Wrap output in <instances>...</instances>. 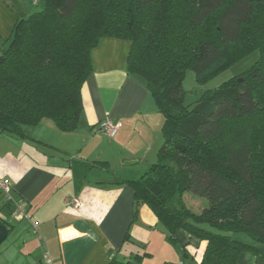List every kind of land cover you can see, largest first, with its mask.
I'll return each mask as SVG.
<instances>
[{
    "label": "trees",
    "instance_id": "trees-1",
    "mask_svg": "<svg viewBox=\"0 0 264 264\" xmlns=\"http://www.w3.org/2000/svg\"><path fill=\"white\" fill-rule=\"evenodd\" d=\"M34 5L0 53V135L23 138L25 126L43 119L61 132L74 131L82 87L92 73V50L103 38L127 40L126 73L144 83L163 117L155 161L142 176L124 181L133 190L134 214L146 205L170 240L184 231L203 242L196 264H250L240 262L243 253L264 264V130L258 143L253 141L258 151L246 132L224 150L214 146L226 138V121L264 119V0H40ZM253 51L259 60L249 69L205 92L195 105L185 103L182 81L188 69L202 83ZM184 193L207 203L194 213Z\"/></svg>",
    "mask_w": 264,
    "mask_h": 264
},
{
    "label": "crops",
    "instance_id": "crops-1",
    "mask_svg": "<svg viewBox=\"0 0 264 264\" xmlns=\"http://www.w3.org/2000/svg\"><path fill=\"white\" fill-rule=\"evenodd\" d=\"M35 10L33 0H0V53L17 22ZM129 49L127 40L103 38L92 50L74 131L43 119L25 126L23 138L0 135V178L26 206L25 215L13 216L0 194V213L11 215L0 264H45V251L52 264H150L160 225L146 205L134 214L133 190L124 181L155 161L163 117L144 83L126 73ZM106 119L119 124L112 138L98 131ZM68 196L78 198L77 208ZM204 246L195 239L197 261Z\"/></svg>",
    "mask_w": 264,
    "mask_h": 264
},
{
    "label": "rangeland",
    "instance_id": "rangeland-1",
    "mask_svg": "<svg viewBox=\"0 0 264 264\" xmlns=\"http://www.w3.org/2000/svg\"><path fill=\"white\" fill-rule=\"evenodd\" d=\"M42 6H37L40 10ZM232 57L230 60L233 62ZM259 60V52L253 51L244 58L237 62L230 63L222 68L220 71L216 72L206 81L200 83L195 80V75L192 69H188L184 76L182 85L185 90V103L187 105L193 106L196 101H198L201 96L208 91H213L223 85L225 82L229 81L232 77L239 75L249 69L256 61ZM264 119L260 115L253 116L250 118H239L235 120H229L224 123L223 130L226 138H220L215 141V149L218 151L224 150L226 146L234 139L241 137L245 132L248 133V138L251 140V144L254 150L258 151L256 144L253 141H259V134L263 132ZM252 138H254L252 140ZM183 200L187 207L194 213H199V211L206 205L207 201L203 197L194 196L190 193L183 194ZM159 235L156 243L151 246V257L150 264H196L199 256V251L192 249L195 238H189V243L185 242L187 238V233L184 231H179L177 233V241L170 240L164 233L161 227H159ZM158 232V231H157ZM245 240L249 239L242 236ZM159 240V241H158ZM187 243L186 251L188 254L186 256L181 255L183 247L182 245ZM241 263L258 264L255 259L249 253H243L240 258Z\"/></svg>",
    "mask_w": 264,
    "mask_h": 264
},
{
    "label": "built area",
    "instance_id": "built-area-1",
    "mask_svg": "<svg viewBox=\"0 0 264 264\" xmlns=\"http://www.w3.org/2000/svg\"><path fill=\"white\" fill-rule=\"evenodd\" d=\"M39 2L40 0H33L34 4H38ZM118 128H119L118 123L112 122L111 120L106 119L103 122H101V124L99 125L98 131L112 138L116 134V131L118 130ZM0 194L3 196V198L5 199L7 203L13 206V209H12L13 216L17 214L25 215V212H26L25 203L20 199L14 198L13 193H12L11 183L8 179L0 178ZM66 202L69 205L76 207V208L79 206V200L78 198L74 196H68L66 198ZM43 260L45 264H52V260L50 258L48 251L44 252Z\"/></svg>",
    "mask_w": 264,
    "mask_h": 264
},
{
    "label": "water",
    "instance_id": "water-1",
    "mask_svg": "<svg viewBox=\"0 0 264 264\" xmlns=\"http://www.w3.org/2000/svg\"><path fill=\"white\" fill-rule=\"evenodd\" d=\"M2 61V57H0ZM11 215L1 214L0 213V243L4 241L7 237L9 231L11 230Z\"/></svg>",
    "mask_w": 264,
    "mask_h": 264
}]
</instances>
